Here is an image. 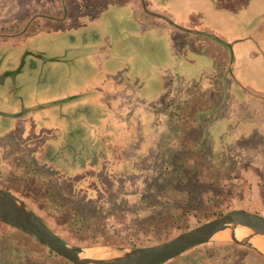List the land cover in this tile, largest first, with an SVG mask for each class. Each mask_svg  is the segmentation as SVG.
Returning <instances> with one entry per match:
<instances>
[{
    "label": "rangeland",
    "instance_id": "1",
    "mask_svg": "<svg viewBox=\"0 0 264 264\" xmlns=\"http://www.w3.org/2000/svg\"><path fill=\"white\" fill-rule=\"evenodd\" d=\"M72 1V20L53 25L34 19L65 9L63 0H0V33L10 36L0 39V72L25 65L14 85L0 86V188L84 247L155 245L234 209L264 216V100L251 95L264 97V0H145L144 12L134 0ZM182 27L226 42L252 36L259 48L235 45L238 83L229 76L227 91L210 38ZM32 54L43 57L33 67ZM174 83L188 87L182 114L194 113L197 131L177 117L170 125L169 115L152 123ZM23 107L24 120L7 116ZM45 192L79 209L88 230L49 215L37 201ZM34 241L0 222V264H66ZM164 264H264V256L215 242Z\"/></svg>",
    "mask_w": 264,
    "mask_h": 264
},
{
    "label": "water",
    "instance_id": "2",
    "mask_svg": "<svg viewBox=\"0 0 264 264\" xmlns=\"http://www.w3.org/2000/svg\"><path fill=\"white\" fill-rule=\"evenodd\" d=\"M145 7V0H142ZM173 26L177 24L158 15ZM180 28V27H179ZM184 31L213 37L227 44L231 50L229 71L233 74V45L214 34L181 28ZM22 65L18 68L20 71ZM0 222L28 235L72 264H164L184 253L215 242L234 243L252 248L264 256V216L244 209H234L222 216L185 230L171 239L144 247L76 245L53 230L38 213L12 191L0 188Z\"/></svg>",
    "mask_w": 264,
    "mask_h": 264
},
{
    "label": "crops",
    "instance_id": "3",
    "mask_svg": "<svg viewBox=\"0 0 264 264\" xmlns=\"http://www.w3.org/2000/svg\"><path fill=\"white\" fill-rule=\"evenodd\" d=\"M85 1V0H84ZM103 1H106V2H109V0H99V3H103ZM136 3H138V4H140L141 5V8L142 7H144V5H143V3H142V0H134ZM62 4H64L65 5V9H64V7H63V5H62V7L60 8V9H58V10H56V9H53V10H51V9H49V8H47V10H45L46 12H44V13H40L39 15H37L36 17H35V19H34V21L35 22H37V19L39 18L40 20L38 21L39 23H53V25H62V24H64L66 21H68V20H72V18H70L69 17V10H70V8L74 11V5H73V1L72 0H63V3ZM60 10H62V13H60V12H58V11H60ZM142 11H143V8H142ZM144 12V11H143ZM88 13H84V15L86 16ZM148 14V13H147ZM85 16H83V17H85ZM152 16H156V17H159L158 15H156V14H152ZM159 18H161V17H159ZM163 19V18H162ZM163 20H165V19H163ZM44 21H46V22H44ZM167 21V20H166ZM4 28H6V27H4ZM205 32H208V33H211V34H213V32H211V31H206V30H204ZM187 32V31H186ZM189 33H191V32H189ZM6 33H0V39H9L10 38V36L9 35H5ZM192 34H198V33H192ZM200 35H203V34H200ZM203 36H205V37H208V38H210L209 40H207L206 41V44H207V46H206V48H208V49H210V53H211V55H213V52L216 50V53H217V55H218V60H217V64L218 65H216V69H219V70H222V72H221V77L224 79V80H226V83H225V85H227L228 86V88L230 89V87H229V85H228V82H229V80H228V78H229V76H231V77H233V79L238 83V81H237V79L235 78V76H234V63H235V61H234V63H233V74L232 73H230V71H229V64H230V60H231V50H230V48L227 46V44H225L224 42H222V41H220V40H217V39H215V38H213V37H210V36H207V35H203ZM218 37V36H217ZM220 38V37H219ZM221 40H223L222 38H220ZM243 40H251L252 42H254L255 43V45L259 48V44L257 43L258 41H256L252 36H249V37H247V38H245V39H237V40H234V41H231V42H227V43H234V45H233V56H234V58H235V54H234V49H235V45L237 44V43H239V42H242ZM216 41V42H215ZM224 41V40H223ZM222 43L223 45H224V47L226 46V49H220V43ZM226 42V41H225ZM37 55H39V54H37ZM39 56H41V55H39ZM43 58V57H42ZM191 63H192V61H190ZM21 65L23 66V63H21ZM20 65V66H21ZM19 66V67H20ZM18 67V68H19ZM24 68V67H23ZM22 69V68H21ZM199 69V68H198ZM10 70H8V71H6V72H9ZM18 71V70H17ZM20 72H22V71H18L17 72V74H16V77H17V79L16 80H18V77H19V74H20ZM180 76H182V75H180ZM7 77V76H6ZM4 85H9V83H6V84H4ZM251 94V93H250ZM252 96H254V97H258V98H260V99H262V100H264V97L262 96V95H255V93L254 94H251ZM132 96V95H131ZM136 98L138 99V97H139V94L137 93L136 95ZM131 99V101H133L134 103H135V114H134V120H135V123H136V126H139L137 123L139 122V120L137 119V117L139 116L138 115V111H139V106L142 104H140L139 105V102H138V100H134V94H133V97H131L130 98ZM143 100V97L141 96V99H140V101H142ZM27 109L28 108H25V107H23L22 109H20V110H18V111H15L14 113H20V112H23V116L22 117H14V118H16L17 120H24V115H25V113H26V111H27ZM126 111L124 110L123 111V114L125 113ZM143 112V111H142ZM153 112V114H154V117H153V121H152V123H154V124H156V126H157V124L159 125V123L161 122V120H160V117H161V119H162V117H164V118H166L167 117V113H159L160 111L158 110V109H156V113H154V111H152ZM130 113V110L128 111V114ZM194 113H191V116L193 115ZM126 115V114H125ZM195 119H193V120H195V121H197L196 120V117H194ZM195 123V122H194ZM165 124H164V122H163V127H166V126H164ZM171 125V124H170ZM190 125H191V123H190ZM46 152V151H45ZM47 155V152H46V154L44 155V157L43 156H41V158L43 159V161L45 160V163H48L49 165H51V166H54V157L53 156H50V157H48V158H46L45 156ZM66 158V160L67 161H69V160H71L72 162H73V158L72 157H65ZM55 167V166H54ZM57 171H59V176H66V178H68V179H70L72 176H76L77 174H75V175H70V173H68V172H66L65 170H58L57 169ZM251 170H249V172H250ZM246 172V171H245ZM249 172H247V173H249ZM249 177H251V178H253V179H255V176H249ZM263 178H264V176H263ZM259 180H256V182H255V184H257V186L259 187V188H261L260 187V183L258 182ZM260 181H262V179L260 180ZM263 183H264V180H263ZM262 186V185H261ZM264 187V186H263Z\"/></svg>",
    "mask_w": 264,
    "mask_h": 264
},
{
    "label": "trees",
    "instance_id": "4",
    "mask_svg": "<svg viewBox=\"0 0 264 264\" xmlns=\"http://www.w3.org/2000/svg\"><path fill=\"white\" fill-rule=\"evenodd\" d=\"M177 83H179V82H177ZM177 83L171 84V87L168 90L170 95H172V98H170V95H169L168 98H166L164 101H162L160 107L157 104L156 108L159 111H163V112H167L168 113V115L171 118L170 119V124L171 125H173V120H174V123H175V117H177V120L179 122L177 124H179V125L183 124L182 126H184V123L187 124V125L188 124L190 125V120H192L193 122H192V124L190 126L193 128V130L197 131L198 127L194 123L195 120H193L195 118L193 116L187 117L184 114H182L183 110H186V107L189 104V101L191 99L190 97H188L186 95L188 87L184 88L183 86L177 85ZM176 86H178V87H176ZM194 87L201 88V86H197V84H194V86L192 88H194ZM224 89L229 91L227 85H225ZM178 90H179L180 94H183V97H181V98L177 97V95L179 94ZM204 98H205V95H203V94L201 96H199L198 99H199V102L201 103V106H198L199 107L198 109H201L203 107L204 101H205ZM210 99H212V98H210ZM160 108L162 110H160ZM198 109H196V110H198ZM124 110L125 111H129L128 109H124ZM176 111H179L180 113L176 114ZM165 119H167V117ZM196 120H197V118H196ZM177 133H179V135L181 137L184 135V133H182V132H177ZM182 141H184V140H182ZM183 154H185V151L184 150L183 151L180 150L179 155L184 157L185 155H183ZM166 166L171 167V169H173L174 171L176 169L180 168V166L173 165L171 159L166 161ZM181 168H182V166H181ZM41 188H44V185H42ZM41 196H42V198H37V201L40 202L42 207L46 210V212L49 215H51L52 217L57 218L59 220V223H62L61 221L66 220V227L65 228L67 230H69V231L71 230V231H74V232H79L80 230H82V231H87L88 230L85 227V219L83 220V218L78 216L79 215V209L73 207L71 204H69L67 202L60 201V198L56 195V193H53V192H51V193L48 192L47 193V192H45ZM26 236L29 237L28 235H26ZM29 238L31 240H33L31 237H29ZM34 242H36V241H34ZM36 243H38V242H36ZM38 244H40V243H38ZM42 246H44V245H42ZM44 247H46V246H44ZM47 249L51 253L55 254L49 248H47ZM55 255H57V254H55ZM62 259L64 260V262L66 264H72L69 261L65 260L64 258H62Z\"/></svg>",
    "mask_w": 264,
    "mask_h": 264
},
{
    "label": "flooded vegetation",
    "instance_id": "5",
    "mask_svg": "<svg viewBox=\"0 0 264 264\" xmlns=\"http://www.w3.org/2000/svg\"><path fill=\"white\" fill-rule=\"evenodd\" d=\"M60 13H62V10L58 11ZM38 60H42V57L37 55V54H32L31 57H30V61H31V66H37V62ZM25 65L23 64L22 66V69L20 71H23V67ZM18 68L14 69V70H10L9 72H6V71H2L0 72V86L1 85H4L6 83H9V85H14L15 82H17V77H16V74H17V71ZM8 71V70H7ZM21 73V72H20ZM7 76V77H6ZM8 117H11V118H14V117H22L23 116V112H20V113H10V114H7Z\"/></svg>",
    "mask_w": 264,
    "mask_h": 264
}]
</instances>
